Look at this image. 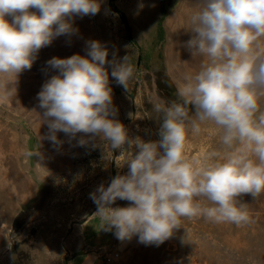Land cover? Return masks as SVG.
Returning <instances> with one entry per match:
<instances>
[{"label": "rangeland", "instance_id": "rangeland-1", "mask_svg": "<svg viewBox=\"0 0 264 264\" xmlns=\"http://www.w3.org/2000/svg\"><path fill=\"white\" fill-rule=\"evenodd\" d=\"M99 3L96 15L71 17L73 31L41 48L30 70L17 76L0 73V264H66L84 251L100 254L104 264H264V192L256 198L251 194L238 198L250 223L238 226L203 216L182 218L183 227L159 245L141 243L138 235L121 241L114 228L104 227L91 194L101 185L107 188L117 175H126V161L137 149L125 144L129 152L121 153L99 136L83 133L73 137L58 131L59 145L47 139L49 128L38 93L59 74L47 63L53 57H87L91 41L107 48L110 63L105 68L115 109L109 118L121 122L129 138L145 142L160 139L162 114L155 106L165 103L157 93L156 74L165 75L171 93L178 97L177 90L186 78L208 62L199 54L193 56L186 46L194 35L191 20L201 7L200 0ZM119 11L127 19L132 43ZM6 19L11 22L12 18ZM260 44L264 47V38ZM125 56L134 69L127 89L111 76L114 64L123 62ZM259 104L264 110V96ZM190 117L194 119V113ZM221 135L222 130L212 122L202 123L198 133L189 127L185 157L203 165L222 159L230 149L222 145ZM195 199L210 206L204 197ZM130 203L118 198L109 207ZM89 239L110 242L97 248Z\"/></svg>", "mask_w": 264, "mask_h": 264}, {"label": "clouds", "instance_id": "clouds-1", "mask_svg": "<svg viewBox=\"0 0 264 264\" xmlns=\"http://www.w3.org/2000/svg\"><path fill=\"white\" fill-rule=\"evenodd\" d=\"M200 4L191 20L194 35L186 46L193 56L199 54L208 62L178 88L179 102L155 106L162 114L158 141L133 140L121 122L109 118L115 114L105 68L110 62L99 41L89 43L87 57L76 54L47 62L59 74L43 85L38 100L53 145L61 144L56 133L62 131L73 137L99 136L121 153L129 152L125 144L137 149L126 161V175H117L107 188L101 185L91 194L104 227L114 228L121 241L138 235L141 243L159 245L183 227L182 218L250 223L238 198L242 194L256 198L264 192V110L259 104L264 96L260 44L264 0H200ZM99 11V0H0V73L17 76L30 70L41 48L73 31L71 17ZM133 74L128 56L111 72L125 89ZM205 122L222 130L221 143L230 151L203 165L189 161L184 148L189 127L198 133ZM197 197L206 198L210 206ZM118 198L130 206L109 207Z\"/></svg>", "mask_w": 264, "mask_h": 264}, {"label": "trees", "instance_id": "trees-1", "mask_svg": "<svg viewBox=\"0 0 264 264\" xmlns=\"http://www.w3.org/2000/svg\"><path fill=\"white\" fill-rule=\"evenodd\" d=\"M111 1H114V0H111ZM115 11H118V10H115ZM164 13H165V9L162 8L161 17L164 15ZM119 14L121 16V21L123 25L125 26V30L127 32V39L129 42L132 43L131 30H130V27L128 26L127 19L122 12L119 11ZM156 88H157V93L159 97L164 101L165 104H169L172 101L179 102V98L171 93L172 91L171 85L169 81L167 80V78L165 77V75L160 74V73L156 74ZM192 113H194V110L191 107H189V115Z\"/></svg>", "mask_w": 264, "mask_h": 264}, {"label": "crops", "instance_id": "crops-1", "mask_svg": "<svg viewBox=\"0 0 264 264\" xmlns=\"http://www.w3.org/2000/svg\"><path fill=\"white\" fill-rule=\"evenodd\" d=\"M88 241H90V239ZM108 242H110V239H108V241L105 243H100V240H91L89 244L93 247L96 246L97 248H100L104 247L103 244H107ZM66 264H104V260L100 254L94 251H84L80 254H75L70 257Z\"/></svg>", "mask_w": 264, "mask_h": 264}, {"label": "built area", "instance_id": "built-area-1", "mask_svg": "<svg viewBox=\"0 0 264 264\" xmlns=\"http://www.w3.org/2000/svg\"><path fill=\"white\" fill-rule=\"evenodd\" d=\"M106 261H110V258L108 257V258H106Z\"/></svg>", "mask_w": 264, "mask_h": 264}]
</instances>
